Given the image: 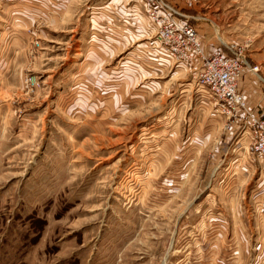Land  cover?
<instances>
[{"label":"rangeland","instance_id":"rangeland-1","mask_svg":"<svg viewBox=\"0 0 264 264\" xmlns=\"http://www.w3.org/2000/svg\"><path fill=\"white\" fill-rule=\"evenodd\" d=\"M169 1L258 68L238 90L264 91V0ZM148 9L0 0V264H264L249 121L164 51Z\"/></svg>","mask_w":264,"mask_h":264},{"label":"built area","instance_id":"built-area-1","mask_svg":"<svg viewBox=\"0 0 264 264\" xmlns=\"http://www.w3.org/2000/svg\"><path fill=\"white\" fill-rule=\"evenodd\" d=\"M174 1L191 6L190 0ZM147 4L148 16L157 25V42L173 59L196 63L194 78L200 87L207 88L221 111L235 116L244 113L250 124L252 150L264 160V120L250 110L245 95L238 90L245 70L257 75L258 68L232 48L230 53H206L196 29L169 0H147Z\"/></svg>","mask_w":264,"mask_h":264},{"label":"crops","instance_id":"crops-1","mask_svg":"<svg viewBox=\"0 0 264 264\" xmlns=\"http://www.w3.org/2000/svg\"><path fill=\"white\" fill-rule=\"evenodd\" d=\"M212 33L215 34V36L217 35V31L215 29H212ZM201 38L205 35L204 32L201 33ZM203 41V45H204V50L209 53H215L216 52V46H213L209 43V41H206L204 39H202ZM227 46V47H226ZM224 49H219L220 51H225V52H231L229 45H225L224 44ZM256 81H254V79H245L243 80L240 84V90L244 93V95L246 96V100L249 104V108H255L258 112H262V115L264 116V91H263V87L261 88V81L260 79L255 76ZM253 80V81H252ZM258 80V82H257ZM264 232L263 231H259L258 233ZM260 248H264V236L262 238V242L259 245ZM261 264V262L259 263Z\"/></svg>","mask_w":264,"mask_h":264},{"label":"bare ground","instance_id":"bare-ground-1","mask_svg":"<svg viewBox=\"0 0 264 264\" xmlns=\"http://www.w3.org/2000/svg\"><path fill=\"white\" fill-rule=\"evenodd\" d=\"M198 35L200 36V38H201V35L198 33ZM201 40H202V38H201ZM203 42V41H202Z\"/></svg>","mask_w":264,"mask_h":264}]
</instances>
